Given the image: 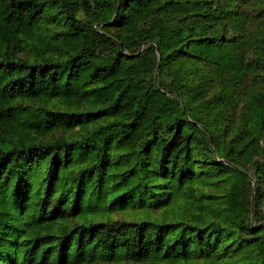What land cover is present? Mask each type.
<instances>
[{
    "label": "trees",
    "instance_id": "16d2710c",
    "mask_svg": "<svg viewBox=\"0 0 264 264\" xmlns=\"http://www.w3.org/2000/svg\"><path fill=\"white\" fill-rule=\"evenodd\" d=\"M0 264H264V0H0Z\"/></svg>",
    "mask_w": 264,
    "mask_h": 264
}]
</instances>
